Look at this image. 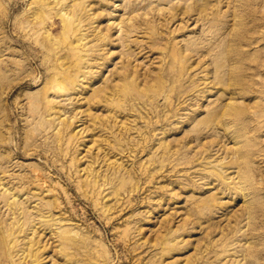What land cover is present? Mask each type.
Listing matches in <instances>:
<instances>
[{
	"label": "rangeland",
	"instance_id": "1",
	"mask_svg": "<svg viewBox=\"0 0 264 264\" xmlns=\"http://www.w3.org/2000/svg\"><path fill=\"white\" fill-rule=\"evenodd\" d=\"M32 1L0 0V264H264V0H90L67 91Z\"/></svg>",
	"mask_w": 264,
	"mask_h": 264
},
{
	"label": "bare ground",
	"instance_id": "2",
	"mask_svg": "<svg viewBox=\"0 0 264 264\" xmlns=\"http://www.w3.org/2000/svg\"><path fill=\"white\" fill-rule=\"evenodd\" d=\"M31 4H36L38 6L35 9H28V12L29 10L32 11L34 9L28 14V32L41 36L43 39L42 46L46 50L47 57L51 61V64L48 67L52 68L54 71L52 77L54 87L61 91H67L73 89V86L78 85V83L82 81V79H80L82 76L83 79L86 80L92 78L93 74L88 68L91 67L92 57L97 52L94 48L101 45H108L112 42V39L109 33L103 32L100 30L99 25H96L99 23V15L96 16L92 13L90 0H33ZM135 8L136 5L132 4V7H130L131 12H134ZM53 17L60 18L59 20L62 23L61 37H54V33L50 32V30L52 31V27L57 23L56 21H53L50 25L48 24L49 20L52 21ZM124 27L123 22L119 23V31H122ZM92 36L94 37L91 38ZM123 40L128 42L127 39ZM62 43L67 46L68 52L66 51L64 53L65 55L56 52ZM72 58H75L76 64H72ZM106 64H108L107 58H105L102 65ZM72 65H74L73 67L76 68V71L82 72L80 76L74 77L71 74ZM86 69L88 70L86 71ZM87 73H90L91 77H88L86 75ZM126 77L128 78L129 74H127ZM48 102H50V100H48ZM231 106L234 107L232 109L233 114L236 118H239L243 114V110L233 103H231ZM65 125H67V123ZM242 158L247 161L248 154L243 153ZM241 177L244 179L249 178L250 170L243 171ZM45 221L51 224L53 220L50 219ZM23 227L24 224L21 223L19 230L22 231ZM70 234L69 231L65 230L60 234V238L66 243L63 245H68L70 241L78 245L79 242L76 240L77 234L75 233L73 236ZM27 238L28 242L26 244L29 249L25 248V250L22 251V254L18 255V258L16 260L13 259V261H19L18 264H25L27 263V258H31L33 264H40L39 251H37L36 248L31 249L35 244L32 238ZM62 249L64 250V248ZM65 256L68 258L70 257L67 253ZM77 262L78 259H75V264Z\"/></svg>",
	"mask_w": 264,
	"mask_h": 264
}]
</instances>
